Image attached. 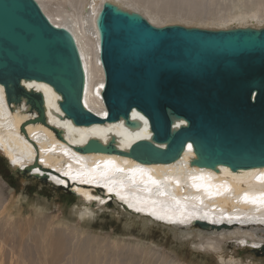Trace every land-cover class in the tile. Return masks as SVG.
Listing matches in <instances>:
<instances>
[{"label": "bare ground", "instance_id": "bare-ground-1", "mask_svg": "<svg viewBox=\"0 0 264 264\" xmlns=\"http://www.w3.org/2000/svg\"><path fill=\"white\" fill-rule=\"evenodd\" d=\"M36 1L53 24L73 35L85 72L83 104L101 117L106 110L100 97L104 77L98 57L95 18L102 2L109 1L125 10L139 12L156 26L264 27V0H228L222 8L214 10L210 5L205 10L200 0ZM22 84L43 93L49 126L27 123L25 133L22 132L20 126L34 118L36 112H30L24 102L12 104L10 108L0 85V154L9 168H28V175L46 172V184L69 186L79 198L70 210L76 216L70 223L60 207L47 212V204H34L32 215L23 214L14 207L20 204L21 198L14 200L12 194L6 202L11 201V204L2 203L0 190V264H137L140 259L144 264H153V260L161 264H190L168 253H162L159 258L158 253L149 252L146 246L142 248L139 241H125L119 239L121 237L117 240L112 234L88 232L83 221L96 216V209L108 206L109 199L123 206L126 215L142 223L160 222L172 230L175 237H189L193 249L202 247L215 251L217 263L212 264H242L241 259L232 255L237 245L230 251L226 249L229 245L224 248L229 240H235L248 252L252 247L264 245V166L233 172L222 164L217 171L190 166L189 161L195 156L191 149L178 160L167 163H142L113 153L79 152L74 146L85 144L89 138L106 144L112 136L116 147L126 150L133 142L148 138L150 130L143 123L144 118L134 110L131 116L142 121L140 129L125 126L122 119L90 126L74 125L60 117L63 116L58 107L61 97L51 86L35 80L22 81ZM50 126L62 130L63 140ZM97 186H102L105 193L97 192ZM196 219L219 227L192 226ZM125 225L129 226L128 222ZM131 225L137 227L134 223ZM202 230L211 232L204 234ZM155 255L158 259L153 258ZM245 264L258 263L248 258Z\"/></svg>", "mask_w": 264, "mask_h": 264}, {"label": "water", "instance_id": "water-1", "mask_svg": "<svg viewBox=\"0 0 264 264\" xmlns=\"http://www.w3.org/2000/svg\"><path fill=\"white\" fill-rule=\"evenodd\" d=\"M95 25L104 117L83 104L85 72L71 32L53 24L36 0H0V85L10 108L24 102L36 112L20 126L22 132L27 123L48 125L43 93L22 84L35 80L60 95V117L74 125L122 119L131 129H140L143 121L150 130L126 150L112 136L106 144L89 138L74 146L79 152L167 163L191 149L190 166L217 171L222 164L232 172L264 166V27L156 26L109 1L102 2ZM132 110L144 120L131 116ZM52 130L63 140L61 129ZM24 168L9 170L21 180L31 178ZM32 176L43 185L48 181L46 172ZM49 187L77 198L69 186ZM95 189L105 193L102 186ZM194 225L219 227L198 219ZM249 251L264 257V245Z\"/></svg>", "mask_w": 264, "mask_h": 264}, {"label": "rangeland", "instance_id": "rangeland-1", "mask_svg": "<svg viewBox=\"0 0 264 264\" xmlns=\"http://www.w3.org/2000/svg\"><path fill=\"white\" fill-rule=\"evenodd\" d=\"M200 1L202 6L205 7V10L209 8L208 7L209 5H210V9L214 10L215 8H222L226 3H228V0L227 1L213 0V2L211 0H200ZM5 162H6L5 159L0 154V182H1L0 190L2 193V203H6L10 199L9 196H12L13 194L14 196L12 197L14 198V200L17 197L21 198L20 204L14 205V207L15 210L20 209L23 214L32 215L33 214L32 210L35 207L34 204L37 203L38 204L40 203V205L47 204L46 205L48 208L46 210L47 212L51 213L56 209V207H60V210L63 211L64 218L68 220L70 223L74 222L76 216L75 214H72L70 210L76 204L77 198L79 197L76 198L75 196L69 195L61 190L59 191L54 190L53 188H50L48 184L43 185L38 181H35L34 179H32L33 177L28 181H23L19 177H17L14 173L10 172L9 170L10 168ZM9 203L11 204V201H9ZM112 203H109L108 206H102V209H96L97 210V211L95 210L97 212V214H95L96 216L93 215L92 219L90 216L85 221H83L85 223H83L82 225L85 227V229L87 228L86 230H88V232H93L95 234H100V235L112 234L111 237L112 238L115 237L117 240L119 237H121L119 239H123L125 241L131 239L134 240L135 242L139 241L141 243L142 248L146 246L145 248H147L149 252L150 250H152V252L158 253L159 254V255L157 254L158 257L162 253L163 254L168 253L174 255L175 257L178 256V258H182V260H185L190 264H212L216 262L215 251H214L215 253L213 251L210 252L209 249H203L202 247L201 249L198 250L193 249L189 245L190 243L189 237L177 238L174 236V232L172 230L165 228L160 224L149 223V222L142 223L137 218H134L129 214L126 215L123 206H121L115 201H112ZM73 217L75 218L73 219ZM127 222L129 226L125 225V223ZM131 223H134L137 227H131L132 226ZM232 226L234 227V229L238 228L235 225H231L230 227ZM241 230H243L242 227ZM202 232H204L205 234L211 231L202 230ZM260 233L262 234V232ZM247 238H250V236H247ZM10 242L11 241H9V243ZM226 245H229V247L228 246L226 247V249L228 248L227 250L229 251L231 248H233L232 246L237 245L238 248L235 251H232V255H234L235 258L238 257L237 259H241V261H243L242 264H245V261L248 260V258L252 262L255 261L258 264H264V257L255 256L252 255L251 253L249 254L247 249L242 246L240 247L235 240H229L227 244H224V248ZM157 256L155 255L153 258L158 259ZM156 262L157 264L160 263V262L158 263L157 260L152 261L153 264H156ZM137 264H144V263H142L140 259V261Z\"/></svg>", "mask_w": 264, "mask_h": 264}, {"label": "snow or ice", "instance_id": "snow-or-ice-1", "mask_svg": "<svg viewBox=\"0 0 264 264\" xmlns=\"http://www.w3.org/2000/svg\"><path fill=\"white\" fill-rule=\"evenodd\" d=\"M110 191H111V189H110Z\"/></svg>", "mask_w": 264, "mask_h": 264}]
</instances>
